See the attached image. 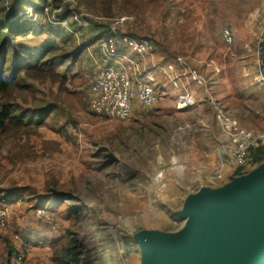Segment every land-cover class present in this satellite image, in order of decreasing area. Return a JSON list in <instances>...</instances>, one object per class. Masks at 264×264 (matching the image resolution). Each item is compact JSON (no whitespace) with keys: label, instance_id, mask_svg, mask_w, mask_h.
Returning <instances> with one entry per match:
<instances>
[{"label":"rangeland","instance_id":"obj_1","mask_svg":"<svg viewBox=\"0 0 264 264\" xmlns=\"http://www.w3.org/2000/svg\"><path fill=\"white\" fill-rule=\"evenodd\" d=\"M76 1L78 9L92 14L133 16L135 21L127 33L148 37L155 46L148 64L163 65L178 56L189 58L208 76L209 92L221 107L254 135L264 132V0ZM48 28L32 29L18 40L39 53L51 37ZM228 28L234 35L231 46L223 38ZM100 29L95 25L80 30L79 37L65 44L63 51L96 37ZM87 61L85 57L86 108L77 102L62 103L58 112L38 117V124L27 134L0 136V160L16 153V147L35 156L7 166L3 176L0 172V200L2 196L12 198L14 191L23 194L21 205L14 207L11 230H6L19 234L18 247L26 249L15 264H53L41 240L60 237L69 228L86 264H145L146 253L135 241L136 234L145 230L178 232L186 226L179 215L187 196L201 188L223 187L233 177L264 163V159L258 163L252 157L251 167H239L222 148L226 139L203 88H195L196 107L179 109L176 92L162 75L157 77L159 103L152 108L139 105L130 121L93 114L89 90L94 71ZM209 61H214L219 73L205 66ZM58 66L60 74L69 76L78 69V65ZM26 83L29 88L15 95L23 108L34 111L56 101L58 83L47 78H28ZM220 161L225 181L213 184ZM55 191L79 198L74 226L66 215L56 214L59 199ZM65 203L71 204L70 200ZM37 205L52 208L51 223L35 217ZM2 259L0 244V264Z\"/></svg>","mask_w":264,"mask_h":264},{"label":"built area","instance_id":"obj_2","mask_svg":"<svg viewBox=\"0 0 264 264\" xmlns=\"http://www.w3.org/2000/svg\"><path fill=\"white\" fill-rule=\"evenodd\" d=\"M4 2L9 21L27 29L52 26L65 30L78 38L80 30H89L102 24L104 36L93 46H87V62L94 71L89 90V109L98 116L117 122H128L135 114L137 104L141 108H152L160 101L158 76L162 75L173 87L177 107L190 109L199 103L196 87L207 93L205 100L214 110L226 141L222 148L227 151L239 167L248 169L252 165L251 150L264 147V132L258 136L244 129L239 121L219 105L218 100L209 92L208 76L196 68L189 58L178 56L160 65L148 61L155 55V46L148 37H136L127 33L135 19L130 15L106 17L78 9L76 0H62L60 5L48 0L45 4L34 3L21 8L16 15L11 14V0ZM13 1V0H12ZM11 1V2H12ZM69 12V15L66 13ZM227 45L234 43V35L228 29L223 31ZM212 73L220 70L214 61L205 62ZM224 163L220 161L214 171L213 184L225 181ZM160 171L157 179L162 176ZM243 175V174H242ZM21 205V199L2 196L0 200V227L11 230V216L14 207ZM54 213L50 206L34 209L38 220L51 223ZM182 230V229H180ZM179 230V231H180ZM16 241L21 239L14 235ZM23 259L22 255L19 257Z\"/></svg>","mask_w":264,"mask_h":264},{"label":"trees","instance_id":"obj_3","mask_svg":"<svg viewBox=\"0 0 264 264\" xmlns=\"http://www.w3.org/2000/svg\"><path fill=\"white\" fill-rule=\"evenodd\" d=\"M47 1L13 0L11 14L16 15L24 6L34 3L45 4ZM54 3L59 6L61 1L55 0ZM66 15H69V12ZM107 15L106 17H109L112 14L108 13ZM8 18L5 7L2 5L0 7V136L27 134L33 124H38V117L44 119L49 114L58 112L62 103L67 102L75 105L77 102L80 107L86 108L84 89H86L88 77L85 72V48L89 45L93 46L97 40L104 36L105 31H100L96 37L83 41L82 44L76 45L72 50L63 51L64 45L75 37L61 28L49 26L48 30L52 37L48 39L42 51L36 53L34 49L18 40L19 37L29 34L28 32L35 28L27 29L13 21H9ZM101 26L102 24H99V27ZM57 51L61 52L58 56L54 54ZM56 59H59L60 63L58 65L60 66L78 65L76 73H73L72 76L60 74ZM28 78L38 80L47 78L53 83H58L56 101L48 102L34 111L30 108H23L18 103L15 95L29 88L26 83ZM16 150V153H10L0 160L2 176L5 174L7 166L16 165L18 161L27 160L34 156L26 154L22 148L16 147ZM251 153L256 162L261 163L263 161L264 148L262 146L251 150ZM10 194L15 198L23 196L19 191ZM54 195H58L59 199L58 204L55 202L58 208L56 214L66 215L71 221V227L74 226L80 212V207L77 205L79 198L57 191L54 192ZM65 200H70L71 204L67 205ZM45 206L49 205H37L35 209ZM41 243L51 253L53 264H86L79 242L72 233L71 228L66 229L64 235L42 239ZM0 244L3 248L1 264H15L21 253L26 254L24 247L19 249L14 235L2 228H0Z\"/></svg>","mask_w":264,"mask_h":264},{"label":"water","instance_id":"obj_4","mask_svg":"<svg viewBox=\"0 0 264 264\" xmlns=\"http://www.w3.org/2000/svg\"><path fill=\"white\" fill-rule=\"evenodd\" d=\"M174 233L134 236L145 264H264V163L223 187L187 196Z\"/></svg>","mask_w":264,"mask_h":264},{"label":"crops","instance_id":"obj_5","mask_svg":"<svg viewBox=\"0 0 264 264\" xmlns=\"http://www.w3.org/2000/svg\"><path fill=\"white\" fill-rule=\"evenodd\" d=\"M0 7H2V5L0 4ZM38 28H36L35 30H37ZM100 31H101V29H100ZM31 32V31H30ZM26 36V35H25ZM51 36V35H50ZM52 37V36H51ZM51 37H49V38H51ZM80 44H82V43H80ZM90 46V45H89ZM33 49V48H32ZM36 51V50H35ZM36 52H38V51H36ZM87 55V51L85 52V56ZM139 107V104H137L136 105V107H135V109H137ZM140 109V108H139ZM13 212H14V210H13Z\"/></svg>","mask_w":264,"mask_h":264}]
</instances>
